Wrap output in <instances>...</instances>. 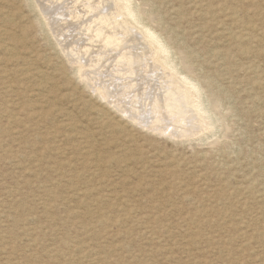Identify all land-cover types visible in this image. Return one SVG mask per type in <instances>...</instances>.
I'll return each instance as SVG.
<instances>
[{"label": "rangeland", "instance_id": "374dc122", "mask_svg": "<svg viewBox=\"0 0 264 264\" xmlns=\"http://www.w3.org/2000/svg\"><path fill=\"white\" fill-rule=\"evenodd\" d=\"M62 2L0 0V264H264V0L130 1L205 101L191 137L76 74Z\"/></svg>", "mask_w": 264, "mask_h": 264}, {"label": "bare ground", "instance_id": "6f19581e", "mask_svg": "<svg viewBox=\"0 0 264 264\" xmlns=\"http://www.w3.org/2000/svg\"><path fill=\"white\" fill-rule=\"evenodd\" d=\"M62 1V11L55 6L47 8L49 24L63 40L71 37L61 45L77 65L76 74L83 81L95 85L103 98L116 103L119 110L152 131H164L171 125L173 135L191 137L207 128L210 123L205 120L209 117L204 115L205 101L195 94V86L186 76L175 78L174 74L181 73L171 60L167 42L144 24L138 27L142 34L126 24H141L131 0ZM80 5L83 9L78 10ZM53 13L56 18H52ZM159 64L170 72L162 73L163 84H151L145 76L161 68ZM196 119L202 124H195Z\"/></svg>", "mask_w": 264, "mask_h": 264}]
</instances>
